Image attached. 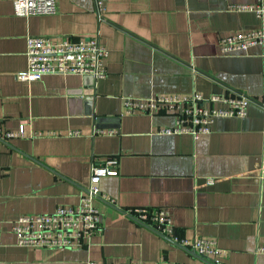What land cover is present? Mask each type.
<instances>
[{"label":"crops","instance_id":"0c3cea01","mask_svg":"<svg viewBox=\"0 0 264 264\" xmlns=\"http://www.w3.org/2000/svg\"><path fill=\"white\" fill-rule=\"evenodd\" d=\"M264 0H56L53 15L16 16L0 0V264L157 262L201 264L188 249L122 210L166 207L176 233L215 239L223 264H264V55L260 45L224 53L222 35L259 28L264 14L234 5ZM107 49L106 75L49 73L26 81V36L93 35ZM238 92L244 116H218L211 130L161 133L175 115L122 113V99ZM221 105V103H214ZM100 129L113 130L102 132ZM117 159L98 182L101 227L82 247H30L11 229L21 214L78 202L90 163ZM211 179V180H209Z\"/></svg>","mask_w":264,"mask_h":264},{"label":"built area","instance_id":"2783aa9c","mask_svg":"<svg viewBox=\"0 0 264 264\" xmlns=\"http://www.w3.org/2000/svg\"><path fill=\"white\" fill-rule=\"evenodd\" d=\"M105 0H94L98 20L103 18ZM16 16L53 15L57 12L56 0H11ZM235 10L254 12L257 17L264 14V1L255 4L234 5ZM251 45H260L264 55V25L235 31L220 37V50L230 53L245 50ZM26 66L16 72L21 80L31 81L44 74L77 73L88 74L94 78L104 77L107 69L106 47L100 42L98 33L93 35H33L26 36ZM251 98L244 93L225 92L204 96L199 92L190 94H159L146 98L124 96L122 113H154L160 109L171 111L175 115L173 125L158 128L161 133H189L197 138L211 130L212 122L218 116H244ZM214 103H221L215 105ZM112 132L113 130H103ZM24 125L18 129H5L0 125V138L22 136ZM117 159L107 157L101 164L91 162L89 181L77 203L58 205L54 210L40 213L18 215L12 222L11 229L17 243L30 247H82L87 245L91 235L101 227V215L93 204V199L100 195L108 201L111 198L100 192L98 182L106 174H116ZM259 178H264V162ZM211 180V179H209ZM122 210L133 219L147 225L173 242L192 248L196 253L213 264H223L225 250L217 245L215 239L194 235L180 236L174 229L166 207L128 206ZM259 250L264 251V246ZM86 264H159L157 262H99L88 259ZM201 264H209L202 262Z\"/></svg>","mask_w":264,"mask_h":264},{"label":"water","instance_id":"95a60500","mask_svg":"<svg viewBox=\"0 0 264 264\" xmlns=\"http://www.w3.org/2000/svg\"><path fill=\"white\" fill-rule=\"evenodd\" d=\"M99 197H101L100 195H98ZM104 200L108 203V204H110V205H113V206H115L112 202H110V201H108L107 199H105L104 198ZM115 207H117V206H115ZM133 218V217H132ZM166 237V236H165ZM168 238V237H167ZM169 240H171L170 238H168ZM172 241V240H171ZM178 244V243H177ZM180 245V244H179ZM182 247H185V246H183V245H181ZM186 249H188L192 254H194V255H197L200 259H202V261L203 262H207V263H209V264H213L211 261H209L208 259H206V258H204V257H202L201 255H199L198 253H196L195 252V250L194 249H192V248H188V247H185Z\"/></svg>","mask_w":264,"mask_h":264}]
</instances>
